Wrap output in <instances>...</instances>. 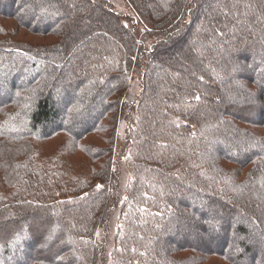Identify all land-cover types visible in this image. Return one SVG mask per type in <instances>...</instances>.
Instances as JSON below:
<instances>
[{"label":"trees","instance_id":"1","mask_svg":"<svg viewBox=\"0 0 264 264\" xmlns=\"http://www.w3.org/2000/svg\"><path fill=\"white\" fill-rule=\"evenodd\" d=\"M127 1L0 0V264H264V0Z\"/></svg>","mask_w":264,"mask_h":264},{"label":"rangeland","instance_id":"2","mask_svg":"<svg viewBox=\"0 0 264 264\" xmlns=\"http://www.w3.org/2000/svg\"><path fill=\"white\" fill-rule=\"evenodd\" d=\"M110 4H111V7L118 11L122 17H123V22L129 26V27H132L133 29L135 30H140V29H144V27H146V25L141 21L137 20V14L136 12L134 11L133 7L131 6V4L127 1V0H107ZM10 21V20H9ZM2 22L4 24L8 23V21L6 22L5 20H2ZM6 26L8 28H12V27H15V24H6ZM11 32L8 31L6 34H0V37L2 36H7L9 35ZM151 36V35H150ZM18 38L20 39H23L25 41H28V42H36V43H39V42H43L44 39L41 38V37H35L34 35H31L29 33H26V32H22L19 33V35L17 36ZM152 37H150L149 41L151 40ZM140 85L139 83V79H138V73H137V70H133L131 72V75H130V90L131 92H135L138 90V86ZM125 124H126V121L124 120V117H120L119 119V122H118V125H117V140H116V143H115V146H114V150H115V159H116V162L118 164V166L120 167L121 169V183L123 184V182L127 181L128 179V173H127V167L125 166L124 164V161H123V158L121 159H118L117 158L119 157V155L121 154L120 151L121 149L123 148V140H122V134H123V130H124V127H125ZM258 131L260 133L264 132V128L261 127L258 129ZM98 136H95V135H92L91 136V140L95 141L96 143L98 144H103V142L101 141V139L98 138ZM53 143L56 144V140H49L47 141L48 145H51ZM79 156L81 154H78ZM122 157H124L122 155ZM113 224H114V221H113ZM112 224V226H113ZM110 226H111V223H110ZM109 226V227H110ZM109 229V228H108ZM113 233V228L111 227L108 231H104L103 228H100L98 227L96 229V232H95V239L99 242H102L104 243L105 241H107L106 245L110 244L111 242V235ZM206 264H228L226 263L225 260L223 259H220V258H216V257H209L206 261H205ZM97 264H102V263H97Z\"/></svg>","mask_w":264,"mask_h":264}]
</instances>
